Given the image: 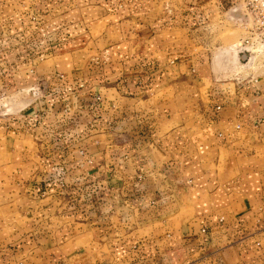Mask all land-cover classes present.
<instances>
[{"label": "crops", "instance_id": "crops-1", "mask_svg": "<svg viewBox=\"0 0 264 264\" xmlns=\"http://www.w3.org/2000/svg\"><path fill=\"white\" fill-rule=\"evenodd\" d=\"M239 1L0 0V264H264V75L192 38Z\"/></svg>", "mask_w": 264, "mask_h": 264}, {"label": "rangeland", "instance_id": "rangeland-1", "mask_svg": "<svg viewBox=\"0 0 264 264\" xmlns=\"http://www.w3.org/2000/svg\"><path fill=\"white\" fill-rule=\"evenodd\" d=\"M244 34V28H242L238 21L236 22L229 19L228 14L222 18H219L215 22L204 24V26H201L192 32V38L196 43V46L194 47L197 51H204L207 53L208 60L210 61V64H212V67L213 59L215 61L218 56L224 54L221 60L222 64H218L219 62L215 63L216 67L218 68V73L220 70V74H216L215 76L224 83H242L252 77L257 78L264 75L263 59H256L255 61L246 64L248 61V55H246V59H244L243 55L245 54H243L241 56V62L238 60L237 62L231 61V54H235V52H237L238 58V50L236 49V46ZM217 60L218 59H216V61ZM16 95L17 99L15 104L17 105L16 107H18L17 109L21 108L23 104H25V102L29 101L30 99V95L27 92H19L16 93ZM13 96L15 97V93L0 94V100L3 99L0 102L8 104V100H13Z\"/></svg>", "mask_w": 264, "mask_h": 264}, {"label": "built area", "instance_id": "built-area-1", "mask_svg": "<svg viewBox=\"0 0 264 264\" xmlns=\"http://www.w3.org/2000/svg\"><path fill=\"white\" fill-rule=\"evenodd\" d=\"M227 14L229 19L238 21L245 30L244 36L236 46L239 61L241 62L243 54L248 55L246 64L256 59L264 60V0H240L231 6ZM31 92L33 96L39 94L37 90ZM97 99L101 101L100 96H97ZM84 153L85 151L81 150V154ZM202 231L205 233L206 229L203 228Z\"/></svg>", "mask_w": 264, "mask_h": 264}, {"label": "bare ground", "instance_id": "bare-ground-1", "mask_svg": "<svg viewBox=\"0 0 264 264\" xmlns=\"http://www.w3.org/2000/svg\"><path fill=\"white\" fill-rule=\"evenodd\" d=\"M223 55H224V54H223ZM223 55L217 57L218 60H217L216 62H219L218 64H220V65L222 64V63H221V60H222ZM231 55H232V60H231V61H233V62L236 61V62H237V60H238V58H237V52H235V54H231ZM223 60H224V59H223ZM216 62H215V63H216ZM220 65H218V66H220ZM215 68H216V70L218 69V68L216 67V65H215ZM5 105H7V104H5Z\"/></svg>", "mask_w": 264, "mask_h": 264}, {"label": "water", "instance_id": "water-1", "mask_svg": "<svg viewBox=\"0 0 264 264\" xmlns=\"http://www.w3.org/2000/svg\"><path fill=\"white\" fill-rule=\"evenodd\" d=\"M243 58L246 59V55H243Z\"/></svg>", "mask_w": 264, "mask_h": 264}]
</instances>
